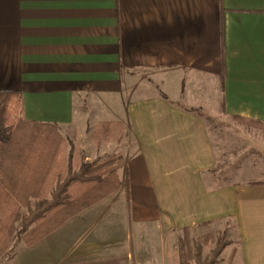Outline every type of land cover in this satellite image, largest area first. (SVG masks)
I'll list each match as a JSON object with an SVG mask.
<instances>
[{
  "label": "crops",
  "instance_id": "1",
  "mask_svg": "<svg viewBox=\"0 0 264 264\" xmlns=\"http://www.w3.org/2000/svg\"><path fill=\"white\" fill-rule=\"evenodd\" d=\"M0 91L73 153L121 145L119 191L40 241L76 236L57 264H156L159 236L180 264V231L229 219L215 264H264V167L214 174L204 116L264 125V0H0Z\"/></svg>",
  "mask_w": 264,
  "mask_h": 264
},
{
  "label": "trees",
  "instance_id": "2",
  "mask_svg": "<svg viewBox=\"0 0 264 264\" xmlns=\"http://www.w3.org/2000/svg\"><path fill=\"white\" fill-rule=\"evenodd\" d=\"M108 127L102 124L97 134L109 132ZM109 139L107 135L105 140ZM69 148L57 125L29 121L23 116L20 92L0 91V204L10 207L5 210V219L0 218V256L18 233L17 222L23 225L20 236L33 246L122 187L117 171L121 155L74 166ZM124 186L128 190L127 180ZM24 207L27 215H23ZM215 243L211 256L203 258L199 252L195 264H215L230 242L218 239ZM186 264L190 263L186 260Z\"/></svg>",
  "mask_w": 264,
  "mask_h": 264
},
{
  "label": "rangeland",
  "instance_id": "3",
  "mask_svg": "<svg viewBox=\"0 0 264 264\" xmlns=\"http://www.w3.org/2000/svg\"><path fill=\"white\" fill-rule=\"evenodd\" d=\"M204 116L217 152V165L213 170L214 174H220V179L226 178L229 183H233L237 180L235 172L238 168H245L249 163L253 167L262 165L264 167L263 124L250 123L246 120L226 115L221 111L205 112ZM96 140L99 141L98 138ZM97 141L91 140L94 145H87V148L83 149V151L74 146L72 157L74 166L86 162L87 156H90L89 160L91 161L89 162H92L118 155V152H121V145H119L118 141H103L99 147L97 146ZM123 173V171H120V175ZM225 175L226 177H224ZM9 208L0 204V218L2 221L5 219L3 216L5 210H9ZM15 209L16 206H13V211ZM22 212L23 215H27L28 209L24 207ZM16 226L18 233L15 235L10 248L0 256V264H57L62 253L75 242L74 238H76V236H69L56 241L55 237H48L39 244L30 247L21 237L22 235L20 236L19 231L23 227L22 222H17ZM234 227L235 222L229 219L224 221L223 224L217 222L214 225L194 227L190 230L189 235L180 231L177 235L180 251L179 263L186 264L187 260L190 264H195V258L199 252L203 258L211 256L216 247L215 240L224 239L231 243ZM149 241V248L159 252L154 258L156 264H166V257L164 256V251L167 249L166 241L160 236L156 241ZM175 241L174 239V244ZM228 256L229 253L227 252L226 256L223 257L226 262L222 264H227ZM176 260L178 259L175 256L174 260H172L173 264H176Z\"/></svg>",
  "mask_w": 264,
  "mask_h": 264
}]
</instances>
